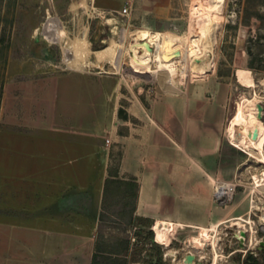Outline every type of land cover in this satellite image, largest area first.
<instances>
[{
	"label": "rangeland",
	"instance_id": "obj_1",
	"mask_svg": "<svg viewBox=\"0 0 264 264\" xmlns=\"http://www.w3.org/2000/svg\"><path fill=\"white\" fill-rule=\"evenodd\" d=\"M82 1L0 0V264H90L95 241L101 245L95 264H186L194 245L185 228L206 223L205 216L166 227L135 210L120 213L124 199L113 195L99 220L97 186L108 173L130 176L120 173L122 153L126 163L137 157L135 137L161 115V101L186 97L224 105L220 162L234 165L198 194L208 198L203 212L224 217L240 210L241 219L251 215L252 233L257 229L255 244L248 232L243 251L226 256L238 248L234 233L241 229L231 221L212 226L218 239L194 247L191 264L261 263L264 193L253 191L251 175L264 171V143H256L253 157L230 141L227 128L241 101L256 98L264 140V0ZM58 25L63 34L48 37ZM140 32L153 46L145 57L138 56ZM167 32L180 48L166 61ZM81 36L87 50L76 58L81 69L69 67L66 52ZM111 40L116 68L97 52ZM207 52L212 59L204 66ZM155 60L165 62L152 69ZM239 69L246 71L242 81ZM213 180L237 182L230 199H214ZM251 200L258 208H249ZM110 248L116 252L104 251ZM199 248H213V255Z\"/></svg>",
	"mask_w": 264,
	"mask_h": 264
},
{
	"label": "crops",
	"instance_id": "obj_2",
	"mask_svg": "<svg viewBox=\"0 0 264 264\" xmlns=\"http://www.w3.org/2000/svg\"><path fill=\"white\" fill-rule=\"evenodd\" d=\"M245 73L243 69L238 70L239 80H244ZM171 86L174 87L175 83H171ZM258 101L256 98L254 103L253 99L241 101L232 114V126L227 128L230 141L236 146H244L251 156L255 153L257 143V137H252L251 134L255 129L258 136L259 130L256 106ZM159 105H162L161 115L154 116L146 129L142 130V134L135 137L138 144L135 148L137 157L126 163L123 152L119 164L120 173L136 178L138 187L135 212L166 227H174L172 221H186L189 218L190 221L193 217L205 216L206 223L191 224L185 228L189 235L187 240L200 248L206 241H211L212 244L218 239L210 232L213 230L212 226L218 229L220 225L231 221V225L246 227L238 219L244 215L239 213L240 210L224 217L204 213L208 198L200 196L208 190L212 179H224L234 172L232 163L220 162L224 147H221L218 140V127L222 122L224 105H196L190 103L188 97L182 102L163 100ZM140 143H143L145 149L143 155H140ZM261 143L263 145L264 140ZM103 178L104 176L97 183L98 189H101ZM216 181L213 180V185ZM174 190L182 191L183 194L178 196L176 192H168ZM249 213L246 210L245 214ZM248 217L245 221L250 224L251 215ZM203 230L201 237L193 235ZM200 248L198 250L201 253L208 254L211 258L213 248L209 251ZM230 255L228 252L226 256Z\"/></svg>",
	"mask_w": 264,
	"mask_h": 264
},
{
	"label": "bare ground",
	"instance_id": "obj_3",
	"mask_svg": "<svg viewBox=\"0 0 264 264\" xmlns=\"http://www.w3.org/2000/svg\"><path fill=\"white\" fill-rule=\"evenodd\" d=\"M82 2L85 3L84 0ZM63 32H64V30H63L62 26L61 25H58L53 30L49 31L48 34H47V36L50 37V38H52V37L59 38L60 35L63 34ZM138 38L140 39L139 41H142L143 42V43H139V45L140 46H143V47H139L140 49H138V56L139 57H145V56H147L149 54H152L153 53V46H151L148 42H146V40H145V34H141V32H140L138 34ZM84 44H85V41H84V38L82 37L80 40H77L76 42L74 41V43H73V50L71 49V50H69V51L66 52L68 54H66L65 60H66V63H67V65L69 67H74V68H80L81 69V64L76 61V58H77V56L79 55L80 52H85V53L87 52ZM113 44L114 43L111 40L109 45H106L105 47L99 49L97 52L99 54L103 55L104 58H108L109 61H111L112 65L116 68L117 67V62L119 60L118 59V56L119 55L114 53ZM162 48L164 49V52L162 54H164V59L166 61L169 60V59H171V58H173V57L178 56V54H179V48H180V41H179L178 37L175 34H173V33H168V32L167 33H163V45H162ZM139 51H141V52H139ZM175 51H177L176 54H175ZM211 59H212V57L210 56V52L209 53L207 52L205 54V56L203 57V59H202L203 65L204 66L207 65ZM146 61H150V60L148 58H146ZM88 62H90V61H88ZM164 62H165L164 60L163 61H160V60L152 61L151 64H150V68H152V69L158 68V67L162 66L164 64ZM175 62H176V64H174L173 66H176L177 65V61L176 60H175ZM90 63H92V62H90ZM257 119L259 121H262L260 119V117L258 116V109H257ZM255 138H256L257 144H261V142L263 140V128L262 127H260L259 130H258V136H257V132H256ZM251 178L254 181V185L252 186V188H254L253 191H255V189H259L260 192L262 191L264 193V171L260 172V174L259 173L258 174H252L251 175ZM217 182L218 181H216L214 183L213 189L215 188L216 190H218V192H221V191L227 192L228 191V185L227 184L223 183L221 186H218L219 183H217ZM256 205H257L256 202L254 200H251L250 203H249V208H254V209L255 208H258V207H256ZM238 219H240L242 221L244 220L243 222H245V223L243 225L248 224L245 221V219H241V218H238ZM262 220L264 221L263 212H262ZM236 227L238 229H241V230H238L237 233H234L235 236L238 237V239H239L238 248H235L233 251H230L229 252L230 254H232L235 251H243L242 247L248 245V243L246 241V237H247V233L248 232H249V234H248V236H249L248 240L251 243H253V244H255L257 242L256 241L254 243V240L256 239L254 237V233H256V230L254 229V233H252V231L249 228V224H248V229L246 227H243V226L240 227L238 225H236ZM190 247L191 248H189L188 251H190L191 253H193L192 252V249L195 246H192L191 245ZM184 262L186 264H191L192 263L191 260H187V259H185Z\"/></svg>",
	"mask_w": 264,
	"mask_h": 264
},
{
	"label": "trees",
	"instance_id": "obj_4",
	"mask_svg": "<svg viewBox=\"0 0 264 264\" xmlns=\"http://www.w3.org/2000/svg\"><path fill=\"white\" fill-rule=\"evenodd\" d=\"M137 181L134 176L128 177H119L113 173H108L104 179L102 184L101 191V200H100V212H99V220L102 219V216L105 214L107 207V198L109 196L117 195L124 199V206L121 208L120 213L128 212L130 215L133 214L135 209V199L137 193ZM129 202V207L125 209L126 204ZM99 236V235H98ZM150 237L153 238L152 231ZM101 248V245L95 241L94 242V250L91 255L90 264H95L97 261L95 259L96 252ZM104 251L116 252L113 249H108ZM253 264H264V250L262 254V262L259 263L257 260H253Z\"/></svg>",
	"mask_w": 264,
	"mask_h": 264
},
{
	"label": "built area",
	"instance_id": "obj_5",
	"mask_svg": "<svg viewBox=\"0 0 264 264\" xmlns=\"http://www.w3.org/2000/svg\"><path fill=\"white\" fill-rule=\"evenodd\" d=\"M122 12H126V7H122ZM105 141L107 142L108 139L106 138ZM219 183L218 186H221L223 183L227 184L228 185V191L227 192H218V190H216L215 188L213 189V197L216 201L218 202H225L226 200L230 199V196H231V192L233 191L234 189V186L237 184L235 181H227V180H217ZM225 181V182H224ZM216 190V191H215ZM256 232H257V229H255ZM190 253V251H186L185 252V255ZM191 254V253H190Z\"/></svg>",
	"mask_w": 264,
	"mask_h": 264
},
{
	"label": "water",
	"instance_id": "obj_6",
	"mask_svg": "<svg viewBox=\"0 0 264 264\" xmlns=\"http://www.w3.org/2000/svg\"><path fill=\"white\" fill-rule=\"evenodd\" d=\"M176 53H177V51H175V54ZM257 108L259 110L261 108V106L260 105H257ZM258 116H260V113H258ZM251 135H252V137H255V135H256V130L255 129L252 131V134ZM260 243L264 245V241H260ZM185 257H186L187 260L193 259V255L190 254V253L186 254Z\"/></svg>",
	"mask_w": 264,
	"mask_h": 264
}]
</instances>
